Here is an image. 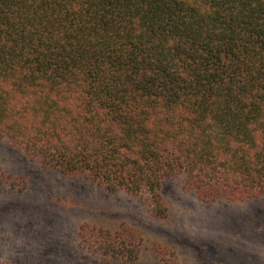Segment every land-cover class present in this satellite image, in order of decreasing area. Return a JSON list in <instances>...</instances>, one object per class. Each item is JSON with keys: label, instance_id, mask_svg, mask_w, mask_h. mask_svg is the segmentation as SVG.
<instances>
[{"label": "trees", "instance_id": "trees-1", "mask_svg": "<svg viewBox=\"0 0 264 264\" xmlns=\"http://www.w3.org/2000/svg\"><path fill=\"white\" fill-rule=\"evenodd\" d=\"M0 140L157 220L174 179L264 198V0H0ZM76 235L94 264L139 260L125 222Z\"/></svg>", "mask_w": 264, "mask_h": 264}, {"label": "rangeland", "instance_id": "rangeland-1", "mask_svg": "<svg viewBox=\"0 0 264 264\" xmlns=\"http://www.w3.org/2000/svg\"><path fill=\"white\" fill-rule=\"evenodd\" d=\"M0 171L10 177L0 187V256L13 264H94L77 244L78 227L120 222L143 237L135 264H264V198L206 203L174 179L163 185L169 217L157 220L138 199L42 170L3 140Z\"/></svg>", "mask_w": 264, "mask_h": 264}]
</instances>
